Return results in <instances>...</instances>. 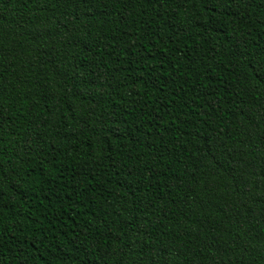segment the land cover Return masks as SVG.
I'll return each instance as SVG.
<instances>
[{"label":"trees","instance_id":"16d2710c","mask_svg":"<svg viewBox=\"0 0 264 264\" xmlns=\"http://www.w3.org/2000/svg\"><path fill=\"white\" fill-rule=\"evenodd\" d=\"M0 264H264V0H0Z\"/></svg>","mask_w":264,"mask_h":264}]
</instances>
